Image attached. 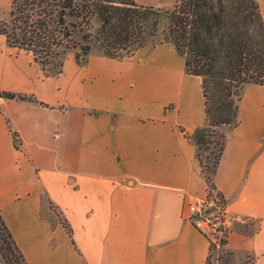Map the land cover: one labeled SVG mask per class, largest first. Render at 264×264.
Returning a JSON list of instances; mask_svg holds the SVG:
<instances>
[{"label":"crops","instance_id":"0c3cea01","mask_svg":"<svg viewBox=\"0 0 264 264\" xmlns=\"http://www.w3.org/2000/svg\"><path fill=\"white\" fill-rule=\"evenodd\" d=\"M0 92L31 99L0 95V215L27 264H206L210 242L187 219L207 190L185 137L204 122L200 77L169 42L83 63L69 50L45 73L0 34ZM236 115L213 174L224 246L264 264V84L242 86Z\"/></svg>","mask_w":264,"mask_h":264},{"label":"trees","instance_id":"16d2710c","mask_svg":"<svg viewBox=\"0 0 264 264\" xmlns=\"http://www.w3.org/2000/svg\"><path fill=\"white\" fill-rule=\"evenodd\" d=\"M159 10L134 0H10L6 16H0V34L8 45L30 52L45 73L57 72L69 50L78 63L92 46L116 58L130 55L144 43L146 17H157ZM165 13L163 37L149 43L169 42L182 56L184 70L200 77L204 122L185 137L194 146L206 199L217 211L224 199L213 174L228 132L237 124L240 90L246 83L264 84V22L256 0H174ZM91 20L97 23L93 31ZM0 95L31 100L11 92ZM11 135L16 147V133ZM0 264H27L1 215Z\"/></svg>","mask_w":264,"mask_h":264},{"label":"rangeland","instance_id":"374dc122","mask_svg":"<svg viewBox=\"0 0 264 264\" xmlns=\"http://www.w3.org/2000/svg\"><path fill=\"white\" fill-rule=\"evenodd\" d=\"M257 1L259 3L260 8H264V1L263 0H257ZM171 6L172 5L159 6L161 10L158 11L157 17H154L153 15H148V17H146L145 19L146 26L143 27V32H142L143 35L142 41L144 43H149L150 40L152 42H155L163 37L164 29L168 22L166 18L167 14L165 13V11L170 9ZM152 7L154 8L157 6H152ZM0 16L5 17L6 14ZM154 18H156V22L154 26L150 27V24ZM263 22H264V18H263ZM91 24L93 31L97 23H95L94 20H91ZM90 50L99 51L98 48H96L95 46H92ZM203 153L204 152H202V154ZM246 222H248L247 219ZM247 224H250L251 226L252 222ZM249 262H250L249 254H239V255L233 254L225 248L224 244L219 243V239L216 242L210 243L208 257H207V264H249Z\"/></svg>","mask_w":264,"mask_h":264},{"label":"built area","instance_id":"2783aa9c","mask_svg":"<svg viewBox=\"0 0 264 264\" xmlns=\"http://www.w3.org/2000/svg\"><path fill=\"white\" fill-rule=\"evenodd\" d=\"M210 200H194L187 204V219L192 225L206 236L209 242H216L230 229L232 218L227 216L224 208L213 211L210 208ZM240 222H246V219H238Z\"/></svg>","mask_w":264,"mask_h":264},{"label":"water","instance_id":"95a60500","mask_svg":"<svg viewBox=\"0 0 264 264\" xmlns=\"http://www.w3.org/2000/svg\"><path fill=\"white\" fill-rule=\"evenodd\" d=\"M211 209H212V207H210V208L206 209V210H205V212H208V211H209V210H211Z\"/></svg>","mask_w":264,"mask_h":264}]
</instances>
